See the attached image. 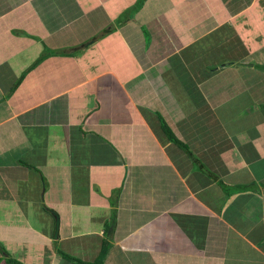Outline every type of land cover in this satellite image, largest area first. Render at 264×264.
Instances as JSON below:
<instances>
[{
    "label": "crops",
    "instance_id": "0c3cea01",
    "mask_svg": "<svg viewBox=\"0 0 264 264\" xmlns=\"http://www.w3.org/2000/svg\"><path fill=\"white\" fill-rule=\"evenodd\" d=\"M107 232L103 264H264V0H0V264Z\"/></svg>",
    "mask_w": 264,
    "mask_h": 264
},
{
    "label": "rangeland",
    "instance_id": "374dc122",
    "mask_svg": "<svg viewBox=\"0 0 264 264\" xmlns=\"http://www.w3.org/2000/svg\"><path fill=\"white\" fill-rule=\"evenodd\" d=\"M140 0H138V2H139ZM262 16V14L261 13H250V14H248L247 16H250L251 18H250V22L255 18L256 19V17L257 16ZM42 194H43V192H42ZM34 196L36 197L37 195L36 194H34ZM42 196H41V198H40V202H42ZM59 207H56L55 209L57 210ZM42 209V208H41ZM54 210V209H53ZM43 212H47V211H44V210H42ZM57 211H59V213H61L62 211H65V209H58ZM48 213V212H47ZM52 213L54 214V211H52ZM36 214H40L41 215V211L40 210H37L36 211ZM49 214V213H48ZM35 218H38V220H34V221H36L38 224H40V226L42 227V222L40 221L41 220V217L40 216H37V215H35ZM50 224V222L49 221H47V223H46V227L48 226ZM54 226H55V223H54ZM56 227V226H55ZM59 231H60V229H59ZM69 231H73V229H66L65 227H64V225H62V227H61V234L62 235H66V234H69ZM1 242V241H0ZM103 242H106V244H105V247L107 248L108 247V242H111L110 241V234L107 232V234H106V239L104 238V240H103ZM60 249L62 250L63 248L62 247H60ZM107 254H108V252H106L103 256H104V259H106V257H107Z\"/></svg>",
    "mask_w": 264,
    "mask_h": 264
},
{
    "label": "trees",
    "instance_id": "16d2710c",
    "mask_svg": "<svg viewBox=\"0 0 264 264\" xmlns=\"http://www.w3.org/2000/svg\"><path fill=\"white\" fill-rule=\"evenodd\" d=\"M164 130H165V133L166 134H168V135H170V130H169V128H168V126L166 125V124H164ZM180 144H182V143H180ZM182 145H184V144H182ZM106 226H107V224H106ZM106 243H104V245H105ZM106 247H104L103 249H102V252H101V254H100V256H99V258H98V260H96L94 263H86V262H82V261H80V260H77V259H75V258H73V257H71V256H68L67 254H65V253H63V252H59L60 253V255H62L65 259H67V260H69V261H71V262H73V263H75V264H103L104 263V254L106 253ZM10 264H20V263H17V262H15L14 260H12L11 262H9Z\"/></svg>",
    "mask_w": 264,
    "mask_h": 264
},
{
    "label": "water",
    "instance_id": "95a60500",
    "mask_svg": "<svg viewBox=\"0 0 264 264\" xmlns=\"http://www.w3.org/2000/svg\"><path fill=\"white\" fill-rule=\"evenodd\" d=\"M55 234L54 237L57 239L59 236V229H60V218L58 215H55Z\"/></svg>",
    "mask_w": 264,
    "mask_h": 264
}]
</instances>
